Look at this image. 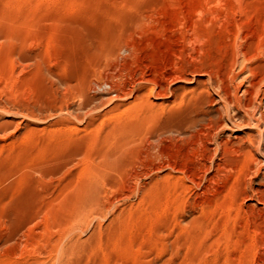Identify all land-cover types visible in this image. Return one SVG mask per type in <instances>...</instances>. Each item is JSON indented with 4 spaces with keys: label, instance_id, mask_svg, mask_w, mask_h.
Masks as SVG:
<instances>
[{
    "label": "rangeland",
    "instance_id": "obj_1",
    "mask_svg": "<svg viewBox=\"0 0 264 264\" xmlns=\"http://www.w3.org/2000/svg\"><path fill=\"white\" fill-rule=\"evenodd\" d=\"M0 264H264V0H0Z\"/></svg>",
    "mask_w": 264,
    "mask_h": 264
},
{
    "label": "bare ground",
    "instance_id": "obj_2",
    "mask_svg": "<svg viewBox=\"0 0 264 264\" xmlns=\"http://www.w3.org/2000/svg\"><path fill=\"white\" fill-rule=\"evenodd\" d=\"M240 62H241V60H240ZM232 83V82H231ZM160 85V84H159ZM239 86V85H238ZM219 87V86H218ZM254 87V86H253ZM255 89V88H254ZM220 90V89H219ZM255 91V90H254ZM246 93V92H245ZM251 93V92H250ZM111 95V94H110ZM228 103V102H227ZM245 111V110H244ZM244 119V118H243ZM263 119V118H262ZM247 122V121H246ZM212 125V124H211ZM258 125V124H257ZM262 132V131H261ZM256 134V133H255ZM142 135V134H141ZM259 135V134H258ZM254 136V135H253ZM253 136H252V138H253ZM255 138V137H254ZM256 140V139H255ZM251 141H252V139H251ZM250 142V141H249ZM253 142H254V140H253ZM251 143V142H250ZM255 143H251V145H254ZM260 146V145H259ZM126 147V146H125ZM258 149V148H257ZM245 150V149H244ZM250 150V149H249ZM237 151V150H236ZM245 152H247V151H245ZM244 153V152H243ZM252 153V152H251ZM250 161V160H249ZM252 161V160H251ZM253 162V161H252ZM248 164V163H247ZM249 165V164H248ZM218 171V170H217ZM234 171V170H233ZM248 171V170H247ZM251 171V170H250ZM256 171V170H255ZM208 172V171H207ZM256 173V172H255ZM216 182V181H215ZM247 185V184H246ZM247 190V189H246ZM178 191V190H177ZM244 191V190H243ZM217 197V196H216ZM246 197V196H245ZM249 199V198H248ZM94 200V199H93ZM239 203V202H238ZM233 205V204H232Z\"/></svg>",
    "mask_w": 264,
    "mask_h": 264
}]
</instances>
